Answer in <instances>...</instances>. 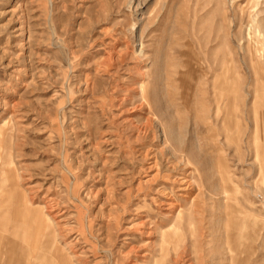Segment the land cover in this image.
<instances>
[{
	"label": "rangeland",
	"instance_id": "374dc122",
	"mask_svg": "<svg viewBox=\"0 0 264 264\" xmlns=\"http://www.w3.org/2000/svg\"><path fill=\"white\" fill-rule=\"evenodd\" d=\"M263 93L264 0H0V264H264Z\"/></svg>",
	"mask_w": 264,
	"mask_h": 264
},
{
	"label": "bare ground",
	"instance_id": "6f19581e",
	"mask_svg": "<svg viewBox=\"0 0 264 264\" xmlns=\"http://www.w3.org/2000/svg\"><path fill=\"white\" fill-rule=\"evenodd\" d=\"M230 81H228V80L226 81V79L224 78L219 84L215 85V88H214L215 96L214 97H216V103H217V110L215 112L217 117L220 114L219 113L220 109H221L220 108V105H221L220 103H225L226 108H228L231 105L233 108L237 109V105L235 103V98H236L235 95L238 94V90H239L238 86L239 85L237 83H235V85H233L232 83H230ZM193 90L194 89H192V88L187 90V92H186L187 98L190 97V95L192 94ZM200 93H202V95L200 97L201 98L200 99L201 103H203V102L207 103L208 101L212 100L209 97V94H207L205 89H203L202 87L200 89ZM260 99H261V102H262V106L261 107L263 108V106H264V93L261 96L260 95H256L257 102ZM262 108L259 111V107L255 106V112H256V117H255L256 139L259 140L260 142H261V139L263 140V136H264V109H262ZM208 116H210V115H208ZM232 121H233V119H231V113L228 110L227 111V115H226L225 120H224V123H223L224 129H226V131H227V135H229V133L232 130L231 129V126H232V123H233ZM237 125L239 127L238 129H240L241 125L239 123ZM214 129H215V127H214ZM223 165H224V163L221 160L220 166H221V170L222 171H224L223 170ZM184 180H185V178H184ZM227 193H228V195H230V199L233 200V203H235L236 199L233 197V196H235V193L229 191L228 189H227ZM232 205L230 206L231 209H232ZM233 213H234V211L232 209L231 212L228 215L230 216ZM26 214H27L26 216H27L28 220H35L36 221L35 223L37 225L36 226V230L37 231H36V236L34 237L35 239L33 241L34 242V246H36L38 248L39 239H40L39 233L41 231L47 230V236H46L47 239H46V242H45V245H44L45 246L44 247L45 251H48L49 249H52V246L55 247L53 245L54 234H53V229H52V226H51V223H50V217L47 216V215H44L42 213V211H39L38 214L33 213V212H27ZM231 221L235 222L234 215H232L230 217V222ZM249 223H251L253 225L251 226V225H249ZM239 224L242 225V227L244 226L243 234L239 236L237 233H235V234H231V236L229 237L231 253L233 254V257L236 258V260H238V255H240L242 252L245 253L244 250L248 251L247 252V256L251 255L254 252L255 237H254V235L252 233H253V227L257 225L256 221H254V223H253L251 218L247 219V221L240 220ZM247 225L249 226L250 232L248 230H246V228L248 227ZM28 236H29L28 231L25 230V229H23V231H21V236H20V234H18L19 238L22 237V239H24L22 241H25V239H27ZM247 240L249 241V243H247ZM231 241L233 242L234 246L231 243ZM59 261H60V264H73V262L70 261V258L68 257V255L64 254V253H61V255L59 257Z\"/></svg>",
	"mask_w": 264,
	"mask_h": 264
}]
</instances>
